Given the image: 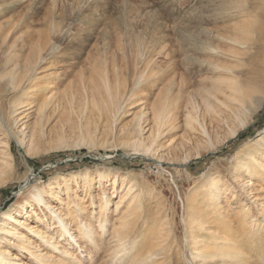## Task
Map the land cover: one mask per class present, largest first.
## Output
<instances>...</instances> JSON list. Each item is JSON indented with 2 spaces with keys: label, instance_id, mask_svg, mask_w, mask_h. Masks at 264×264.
I'll return each instance as SVG.
<instances>
[{
  "label": "rangeland",
  "instance_id": "1",
  "mask_svg": "<svg viewBox=\"0 0 264 264\" xmlns=\"http://www.w3.org/2000/svg\"><path fill=\"white\" fill-rule=\"evenodd\" d=\"M241 1L0 0V76H2L0 77V142L9 144L11 151L9 153L12 155V158L4 162L0 159V223L4 219L3 211L17 209L18 203L24 205L28 199L27 192L34 185L46 183L57 174L68 175L86 168L91 171L103 169L112 173H127L140 182L145 195L142 203L143 207L148 208V215L158 219L167 231L166 243L174 247L172 254H175L171 263L202 264L196 259V254H193V260L185 243L184 218L189 215L186 211L187 200L195 199L199 202L198 211L204 216L207 211L204 206L207 202H202L201 189L203 185L204 188L209 186L211 176L220 178L223 185L231 184L236 192L240 191L238 181L234 182L235 178L231 175L233 167L237 166L234 156L247 141L256 139L257 135L264 131V104L255 113L253 121L243 131L242 136L232 139L233 141L228 139L223 144L222 139L232 128L231 125L225 126L218 135L213 134L214 145L217 146L221 142V145L217 146L220 151L213 153L208 145L202 150V157L199 159H196L197 151L193 142L184 141L185 143L181 144L185 137V118L180 117L178 121L180 131L176 138L178 141L175 149H171L170 146L174 148L176 139L170 140V143L164 147L165 141L161 138L153 146L158 150L154 157L135 155L132 149H127L120 137L132 124L136 112L144 113L145 120L150 121L151 106L156 94L161 92L162 86L170 81L163 83L159 88L155 87L154 90L152 82L140 89H134L136 74L144 72L142 70L145 66H148V70L153 68L155 72L164 75L168 67L172 68L174 72L171 78L175 77L180 82L184 70L187 69L185 65H188V69L193 68L194 73H199L198 80L202 82L211 76V73L210 76L206 73L208 66L203 59L204 55L201 56L199 52L198 58L202 59L195 61L191 60V53L185 54L184 51L208 50L209 45L228 49L230 45L223 37L231 36L236 24L244 27L247 21L252 20L254 24L258 23V26L255 29L253 52L250 55L254 56V62L249 63L258 62L256 64H260L261 69L263 68L264 31H261L264 30V2L244 0L247 4L245 11H242L243 16L251 17L240 23L237 20L240 10L237 8ZM38 42L40 46L34 49L33 46ZM44 44L46 48H43L46 50L45 53H41V57L45 60L54 59L59 63L49 87L50 96L55 97L48 107V112L45 113L51 115V121L49 120L45 126L47 133V140L43 142L45 146L41 144V153L35 157L36 159H30L26 155L27 149L20 146L16 140L21 124L16 121L20 113L24 112L21 116H26L33 108L32 115L36 118L38 115L36 109L39 105L33 107L30 103L32 92H26L23 99L25 104H20L19 92L29 87L27 80L33 75L31 71L26 70L31 66L27 61L34 59L32 52L40 50L41 45ZM14 61H23L15 76L25 80L21 85L19 84L20 88L5 90L2 87L13 71L7 64ZM105 62L108 65L107 71L102 65ZM113 63L114 65L117 63L121 75L119 79L123 78L126 86L121 83V87H117V79H114L110 73ZM46 66H39L41 77H44L43 69ZM106 74L110 75V83L114 90L118 89L122 94L120 100L122 110L117 118L115 110L109 106L110 99L104 90L105 81L101 86V94L95 98L92 97V93L82 90L83 83L101 85L100 76ZM259 77L258 88L261 94L262 92L264 94V71ZM191 80L196 79L192 77ZM146 81L145 76L143 83ZM163 94L165 95V92ZM72 97L74 102L70 107L68 99ZM137 101L141 106L134 108ZM27 104L31 106H26ZM35 104L37 106V103ZM55 107L59 109L56 110ZM66 107L69 108L64 111ZM14 108H19V111L13 114ZM25 120L22 119V123ZM147 124L143 126L146 127ZM207 124L210 126L208 122ZM149 129L150 127L147 126L143 135L146 140L150 135ZM210 129L212 131V128ZM89 131L93 137L80 143V136L88 135ZM62 133L66 142H55L57 134ZM187 138L195 140L193 135H187ZM3 147L0 145V149H5ZM187 157L188 161H186ZM9 163L13 165V169L4 175ZM29 170L32 171L30 175ZM196 187L200 188L196 189ZM109 190L107 192L110 193ZM21 191L23 194L18 195ZM93 195L99 201V193L95 192ZM111 196L116 203L120 195L115 193ZM62 197L67 203L69 198L65 195ZM242 198H245V205L252 208L254 194L250 196L244 194ZM90 200H92L90 196H85L82 201L89 205ZM51 203L57 207L61 206L54 200ZM113 205L107 211L110 230L116 218L115 205ZM151 206L152 208H149ZM210 211L208 212L211 213ZM216 227L222 229L221 225ZM212 231L215 232V229L213 228ZM21 232L29 238L32 237L30 230L21 228ZM7 239L9 241V246H5L7 250L19 255L15 240L11 236H7ZM253 243L258 244V242ZM252 251L255 254L256 248L254 247ZM21 258L29 264L24 256L21 255ZM163 258L157 259L159 264H167L162 262ZM249 260V264L258 263L253 256Z\"/></svg>",
  "mask_w": 264,
  "mask_h": 264
},
{
  "label": "bare ground",
  "instance_id": "2",
  "mask_svg": "<svg viewBox=\"0 0 264 264\" xmlns=\"http://www.w3.org/2000/svg\"><path fill=\"white\" fill-rule=\"evenodd\" d=\"M239 3L237 20L243 23L244 19H250L251 16L249 15L248 18L243 16L242 11H245L247 3L244 0ZM257 26L258 23L254 24L252 20L247 21L244 27L236 24L231 36L223 37L230 45L228 49L209 45L208 50L184 51L185 54L191 53V60L195 61L202 59L198 58L199 52L201 56L204 55L203 59L208 66L206 73L208 76L211 73V76L202 82L198 80L199 73H194L193 68L188 69V65H185L187 69L184 70L180 82L175 77L171 78L174 70L169 67L165 70L166 73L162 71L165 75L155 72L153 68L148 70V66L144 67L142 70L144 72H137L134 89H140L152 82L154 90L155 87L159 88L163 83L170 81L162 86L161 92L156 94L151 106L150 121L145 120L144 113L136 112L132 124L124 130L120 138L127 149H132L135 155L154 157L158 151L153 148L157 140L163 138L166 147L170 140L174 141L177 138L180 131L178 125L180 117L185 118V125L183 124L185 137L181 144H184V141L193 142L197 151L196 159L202 157L201 152L208 145L213 153L220 151L217 146L221 145V142L215 146L212 139L213 134L218 135L225 126L231 125L232 128L222 139L223 144L228 139L242 136L243 131L253 121L255 113L264 104V94L263 92L261 94L258 88V79L262 76L264 66L262 65L261 69V65L256 64L258 62L249 63L254 62V56L250 55L253 52ZM263 31L262 29L261 32ZM37 44L33 46L34 49L40 46L39 42ZM43 47L45 44L41 45L38 51H30L34 54V59L27 61L31 66L26 70L31 71L33 75L27 80L29 89H22L19 92L20 104H25L23 99L26 92H32L30 103L33 107L39 105L36 109L38 111L36 118L32 115L33 108L26 116H21L24 112L20 113L16 121L21 123L16 140L20 146L27 149L26 155L30 159L41 153L40 145H44L47 140L45 126L49 123L51 115L45 113L48 112V107L55 97L50 96L49 87L54 79L58 62L41 57V53H45L46 50V47ZM21 63L23 61L7 64L13 71L7 77L9 80L4 84L3 89L20 88L25 79L16 77L15 72L21 68ZM116 64L113 63L110 73L114 79H117V87L120 88L121 83L126 86V81L123 78L119 79L121 75ZM41 65H47L43 69L44 77L40 76ZM102 65L107 71L106 62ZM145 71L147 75L144 74ZM145 76L147 81L143 83ZM100 77L101 85L83 83L82 90L92 93V97L95 98L101 94V86L105 81L104 90L110 99L109 106L115 110L117 118L122 110L120 107L122 94L111 86L109 74ZM192 77L196 80L192 81ZM73 102L74 97L68 99L70 107ZM28 105L30 104L26 106ZM140 106L141 103L137 101L134 108ZM68 108H64V111ZM18 109H12V113H17ZM22 119L26 120L22 123ZM145 124L146 127H150L147 140L143 137ZM187 135H193L195 140L186 139ZM92 137L89 131L88 135L80 136L79 142L83 143L84 140ZM56 139L55 142L58 143L66 142L63 133L57 134ZM177 141L178 139L174 143V148L170 146L171 149H175ZM145 142L148 144L146 145ZM0 145L5 148L0 149L1 161L12 158L9 144L0 142ZM234 160L237 166L233 167L231 175L235 178L234 182L238 181L240 191L236 192L231 184L223 185L220 178L211 176L209 186L204 188L203 185L201 189L202 202H207L204 206L207 210L205 215L198 211L199 202L195 199L187 200L186 211L189 215L184 218L185 243L193 260V254H196V259L202 264H249L251 256L256 258L258 262L256 264H264V131L260 132L256 139L247 141L236 152ZM6 168L4 175L13 169V165L9 163ZM30 174H32L31 170H29ZM108 189L111 190L110 193L107 192ZM95 192L99 193V201L93 195ZM115 193L120 195L116 203L111 196ZM20 194L23 192L18 193ZM244 194L247 196L254 194L252 208L245 205V198H242ZM63 195L69 198L67 203ZM85 196L92 198L89 205L82 201ZM144 197L140 182L127 173H112L103 169L91 171L86 168L68 175L57 174L46 183L34 185L27 192L28 199L24 205L18 203L17 209L11 208L2 212L4 219L0 223V234L2 233L0 264H26L21 255L29 264H159L157 260L159 257H164L162 262L172 264L171 261L175 256L174 253L172 254L174 247L166 243V229L158 219L148 215L147 207H143ZM52 200L57 201L61 206L52 205ZM112 204L115 205L113 206L116 218L110 230L107 211ZM216 225H221L222 229L219 230ZM21 228L30 230L32 237L25 236ZM213 228L215 232L212 231ZM7 236L15 240L19 255L9 252L5 247L9 243ZM253 242L258 244L254 245ZM254 247L255 254L252 251Z\"/></svg>",
  "mask_w": 264,
  "mask_h": 264
}]
</instances>
